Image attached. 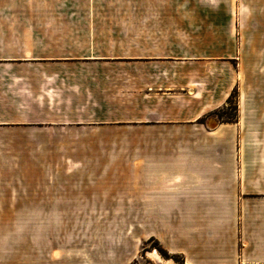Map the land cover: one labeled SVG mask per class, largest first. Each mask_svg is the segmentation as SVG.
Returning a JSON list of instances; mask_svg holds the SVG:
<instances>
[{
	"label": "crops",
	"instance_id": "0c3cea01",
	"mask_svg": "<svg viewBox=\"0 0 264 264\" xmlns=\"http://www.w3.org/2000/svg\"><path fill=\"white\" fill-rule=\"evenodd\" d=\"M55 6L0 4V220L33 218L69 170L138 203L185 264H264V0Z\"/></svg>",
	"mask_w": 264,
	"mask_h": 264
},
{
	"label": "rangeland",
	"instance_id": "374dc122",
	"mask_svg": "<svg viewBox=\"0 0 264 264\" xmlns=\"http://www.w3.org/2000/svg\"><path fill=\"white\" fill-rule=\"evenodd\" d=\"M12 3L19 9V18L26 16L27 9L32 11L31 18L55 14L34 9H54L56 0H0L4 6ZM237 100L233 97L219 114L222 121L238 118ZM84 110L68 108V116L80 119ZM81 131L86 129L68 125V148L79 146L75 138L82 136ZM87 158L68 155V169ZM73 177L68 170L65 190L53 188V195L45 196L49 206L36 204L33 218L0 220V264L16 260L19 264H157L153 253L164 262L185 264L180 255L149 238L155 221L140 220L138 203L126 202L130 201L127 195L112 194L113 183Z\"/></svg>",
	"mask_w": 264,
	"mask_h": 264
},
{
	"label": "bare ground",
	"instance_id": "6f19581e",
	"mask_svg": "<svg viewBox=\"0 0 264 264\" xmlns=\"http://www.w3.org/2000/svg\"><path fill=\"white\" fill-rule=\"evenodd\" d=\"M151 257L157 262V264H172L171 262H164L157 253H153Z\"/></svg>",
	"mask_w": 264,
	"mask_h": 264
},
{
	"label": "trees",
	"instance_id": "16d2710c",
	"mask_svg": "<svg viewBox=\"0 0 264 264\" xmlns=\"http://www.w3.org/2000/svg\"><path fill=\"white\" fill-rule=\"evenodd\" d=\"M233 97H234V98L237 97V92H236V91H234V92L232 93L230 99L228 100V104L230 103V101H231V99H232ZM227 106H228V105H227ZM224 110H225V109H224ZM236 120H237V117H236L235 120H230V121H227V122H228V123H233V122H236Z\"/></svg>",
	"mask_w": 264,
	"mask_h": 264
}]
</instances>
